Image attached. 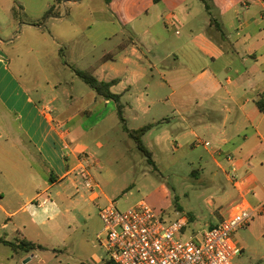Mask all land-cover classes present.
Masks as SVG:
<instances>
[{
  "label": "crops",
  "instance_id": "crops-1",
  "mask_svg": "<svg viewBox=\"0 0 264 264\" xmlns=\"http://www.w3.org/2000/svg\"><path fill=\"white\" fill-rule=\"evenodd\" d=\"M60 1L48 5L53 16L47 21H53L56 28L51 41L45 35L25 37L31 51L38 40L50 48V52L38 51L51 61L46 85L32 86L23 80L21 57L14 50L19 59L14 68L3 52L7 43L0 38V180L7 188L0 189V246L10 248L7 264H17L18 256L21 260L30 256L26 260L30 261L37 250L16 253L1 239L40 244L39 237L45 232L57 233L62 225L50 229L46 221L37 219L38 211L32 206L38 201V207L47 212L45 206L49 201L54 203L50 191L67 180L75 187L72 172L80 164L92 170L89 157L84 154L85 147L75 137L71 138L77 128L84 129L82 122L90 109L74 113L71 109L63 110L62 125L52 110L57 100L54 92L62 81L72 93L76 90L75 84L80 79L76 70L88 72L100 81H116L111 91L121 95L124 115L126 109L134 115L153 113L157 118L150 124L167 122L170 128L167 132L212 146L213 160L219 167L226 171L223 167L226 162L233 171L235 168L241 183L231 180L237 195L221 209L219 222L229 216L232 205L243 197L255 213H262L264 110L258 103H264V0H210L211 10L205 8L203 13H194L189 3H180L182 0H153L143 16L124 19L113 7L115 0L103 1L97 31L89 28L84 35L70 36L59 34L62 29L68 31L65 15L59 11ZM6 5L3 9L9 15L15 7L13 3ZM89 5V0L81 3L82 7ZM159 5L161 10L152 13V8ZM42 24L10 21L11 28L19 26V31L26 34L30 27ZM151 35L156 45L151 43ZM172 36L175 41L169 45ZM62 66L73 73L70 79L61 77ZM167 90L170 94H166ZM69 99L81 103L88 100L92 102L90 105L95 102L93 107L98 105V110H106L108 116H118L116 102L96 92L78 98L70 95ZM167 105L173 109L170 114ZM201 135L210 140H200ZM206 142L210 145H205ZM36 152L41 153L44 174L51 180L42 192L48 195L44 199L46 205L40 203L42 193L31 196L37 187V166L33 161ZM229 156L234 157V162L228 160ZM227 174L230 178L231 172ZM102 193L93 192L88 199L102 207L111 201ZM55 195L72 201L61 191ZM188 217L192 224L194 217Z\"/></svg>",
  "mask_w": 264,
  "mask_h": 264
},
{
  "label": "rangeland",
  "instance_id": "rangeland-1",
  "mask_svg": "<svg viewBox=\"0 0 264 264\" xmlns=\"http://www.w3.org/2000/svg\"><path fill=\"white\" fill-rule=\"evenodd\" d=\"M53 1L0 0V38L7 43L3 52L11 59L12 66L16 68L19 59L14 50L17 51L23 61V80L32 86L34 84L39 87L42 84L46 85L49 77L46 71L50 59L45 58L38 51L50 52V48L48 44L41 43L43 40H38L40 42L34 46L35 50L31 51V46L25 42V37L27 35L28 38L34 39L45 35L51 41L56 28L52 26L53 21L48 22V19H45V14L49 10L48 5ZM103 1L89 0V7H82L83 0H61L59 11L65 15L68 31L62 29L59 34L84 35L89 28L97 31L99 28L97 21L100 16H103L99 12L100 3H105ZM185 2L192 6L194 13L205 11V5L201 0L180 1V3ZM12 3L15 9L8 15L3 6L12 5ZM152 3L153 0H115L113 7L123 19L137 18L143 16ZM161 7V5L153 7L152 13L161 10ZM212 13L214 16L215 11ZM12 19L18 23L26 21L38 25L43 24L41 28L30 27L29 33L26 34L19 31V26L10 27ZM160 31L162 33V30ZM167 33L169 35V32ZM149 38L151 43L155 44L154 35ZM173 41L175 40L172 36L169 45ZM14 44L17 46L15 49ZM75 56L78 60L77 54ZM79 66L82 67V65ZM72 76L73 73L68 68L63 69L61 77L70 79ZM75 85L76 90L72 93L66 82L62 81V85L54 92L57 100L52 104V110L62 125L64 124L63 110L71 109L74 113L79 109H90L82 122L84 129L77 128L71 138L75 137L74 140L85 147L84 154L89 157V162L92 164V170L89 172L94 181V192H104L111 200L110 202H115L121 211L144 201L168 222L181 216L192 215L194 221L189 231L203 233L219 222L221 209L227 207L237 195V191L232 182L235 178L233 168L231 169L224 162L225 171L214 162L211 153L212 146L206 147L203 142L196 144L197 139L195 138L181 139L175 133L167 132L170 129L169 124L163 122L152 127L142 137L145 146L153 153L154 166L138 149L137 143L123 130L117 115L108 116L106 110H98L100 108L98 105L97 108L93 107L95 102L90 105L92 102L88 100L81 103L79 100L69 99L70 95H76L78 98L79 95L88 92L95 93L80 79ZM49 92L52 95V92ZM170 92L167 90L166 94ZM36 98H41V95H36ZM166 107L169 110L168 114L173 112L170 105ZM125 116L130 129L148 125L153 122L154 117L157 118L153 113L134 115L129 109H126ZM72 124L70 123L71 126ZM199 138L204 141L210 140L207 135H201ZM33 157L37 166V187L32 190L31 196L37 197L47 187L46 182L51 184V180L44 174L41 153L36 152ZM228 172L232 174L230 178ZM238 178L240 179V176ZM2 188L7 189L6 185H1L0 180V189ZM58 191H61L64 197H70L72 201L69 198L68 200L57 197L55 194ZM50 194H52L54 203L49 201L45 206L47 212L44 208L38 207V201L32 207L34 211L36 209L38 211L37 219L40 222L46 221L47 227L51 229L57 224H61L62 227L57 233L45 232L40 236L39 242L45 249L34 251L36 256L30 261H26L30 256L23 260L18 256L17 264H102L103 261L108 264L109 253L102 244L106 236L100 220V210L109 202L99 207L98 202L88 199L91 194L89 189L80 187V192H77L68 180L59 183L50 191ZM39 197L42 203L48 195L42 193ZM261 208L263 212L255 213L249 225L239 229L235 234L244 250L234 260V264H264V205ZM25 216L28 218V215ZM68 220L70 224L67 223ZM9 253H11L10 248L0 246V264L8 263L6 256Z\"/></svg>",
  "mask_w": 264,
  "mask_h": 264
},
{
  "label": "built area",
  "instance_id": "built-area-1",
  "mask_svg": "<svg viewBox=\"0 0 264 264\" xmlns=\"http://www.w3.org/2000/svg\"><path fill=\"white\" fill-rule=\"evenodd\" d=\"M228 160L234 162V157ZM87 169L80 164L72 172L77 192L80 187L94 192V181ZM233 175L234 183H241L235 168ZM254 214L243 197L232 205L228 217L202 233L189 231L188 216L165 221L144 201L124 211L109 202L100 210L106 236L102 244L114 264H234L243 252L235 234L249 225Z\"/></svg>",
  "mask_w": 264,
  "mask_h": 264
},
{
  "label": "trees",
  "instance_id": "trees-1",
  "mask_svg": "<svg viewBox=\"0 0 264 264\" xmlns=\"http://www.w3.org/2000/svg\"><path fill=\"white\" fill-rule=\"evenodd\" d=\"M104 1L106 3H111L113 0H104ZM201 1L204 3L206 10L209 12L211 10L210 0H201ZM51 16H53V9H49L46 12L45 19H48ZM76 73L80 79H82L88 86H90L91 89H93L96 92L97 95L103 97L106 100H113L116 102L117 113L122 123L123 130L127 132L128 136L137 143L138 149L148 158L149 163L155 166V160L153 158V153L147 148V146H145V144L142 141V137L152 127H154V124H148L138 129H130L128 127L127 119L124 115V107L121 103V95L115 94L111 91V87L116 83V81H112V82L100 81L92 74L85 72V71H81V70H76ZM258 105L260 109L264 110L263 102L260 101ZM1 241L9 245L16 253L31 252L34 250L45 249L43 245L34 243L32 241H28V240L11 242V241H5L1 239ZM108 264H114V263L109 260Z\"/></svg>",
  "mask_w": 264,
  "mask_h": 264
}]
</instances>
